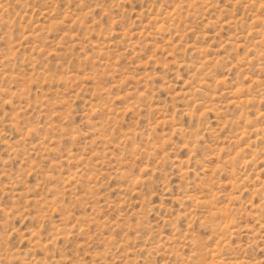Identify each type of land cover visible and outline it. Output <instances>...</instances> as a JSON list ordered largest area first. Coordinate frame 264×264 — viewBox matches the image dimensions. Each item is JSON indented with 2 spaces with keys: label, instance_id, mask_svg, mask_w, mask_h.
Instances as JSON below:
<instances>
[{
  "label": "rangeland",
  "instance_id": "374dc122",
  "mask_svg": "<svg viewBox=\"0 0 264 264\" xmlns=\"http://www.w3.org/2000/svg\"><path fill=\"white\" fill-rule=\"evenodd\" d=\"M0 264H264V0H0Z\"/></svg>",
  "mask_w": 264,
  "mask_h": 264
}]
</instances>
